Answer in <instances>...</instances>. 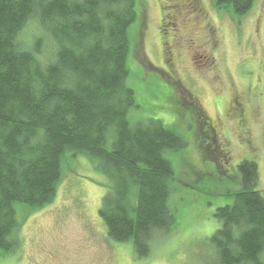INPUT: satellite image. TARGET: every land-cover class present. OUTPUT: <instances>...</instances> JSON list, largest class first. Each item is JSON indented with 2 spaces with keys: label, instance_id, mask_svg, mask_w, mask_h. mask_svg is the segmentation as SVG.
I'll return each instance as SVG.
<instances>
[{
  "label": "trees",
  "instance_id": "trees-1",
  "mask_svg": "<svg viewBox=\"0 0 264 264\" xmlns=\"http://www.w3.org/2000/svg\"><path fill=\"white\" fill-rule=\"evenodd\" d=\"M212 1L241 19L257 0ZM146 15L144 0H0V258L17 253L25 220L53 203L65 167L80 157L108 181L99 213L114 243H131L145 259L174 233L171 199L185 159L173 156L190 142L148 116L159 99L177 102L169 87L182 85L145 62ZM149 71L159 77L146 78ZM136 78L151 87L148 102L139 100ZM134 109L145 116H132ZM175 111L202 160L223 167L198 100ZM236 173L205 172L200 180L239 186L221 195L233 201L216 210L221 226L211 242L218 264H264L258 165L245 159Z\"/></svg>",
  "mask_w": 264,
  "mask_h": 264
},
{
  "label": "rangeland",
  "instance_id": "rangeland-1",
  "mask_svg": "<svg viewBox=\"0 0 264 264\" xmlns=\"http://www.w3.org/2000/svg\"><path fill=\"white\" fill-rule=\"evenodd\" d=\"M144 2L145 62L159 68L165 79L182 85L181 90L175 91L169 87L172 93L176 92L177 102L168 104L159 99L155 102L157 110L148 116L166 126H175L174 131L190 142L184 152L173 156L174 162L185 159L181 172H176L177 191L171 199L176 218L174 233L158 240L145 259L136 257L131 243H114L99 213L108 181L86 158L80 157L65 167L53 203L25 220L17 253L3 256L0 264H218L211 238L221 224L214 215L218 208L233 201L221 195L237 191L239 186L225 177L221 181H200L205 172L236 175L243 160H253L258 165V188L264 196V0H257L251 12L241 19L232 12L217 10L212 0H189L190 4L186 3L177 16V25L166 30L170 38L179 40L175 68L170 75L162 72L160 32L163 15L165 23L173 22L171 5L163 0ZM162 8L167 9L162 12ZM152 76L159 77L149 71L146 78L153 79ZM135 81L141 91L139 100H151L145 92L151 88L147 82L138 78ZM234 94L241 98L244 126L231 111ZM193 97L214 123L217 141L210 142L215 143L213 154L222 158L219 160L223 167L202 160L193 131L175 114V109H182L183 103ZM132 113L134 117L145 116L142 110L134 109ZM184 114L187 120L191 118L190 113Z\"/></svg>",
  "mask_w": 264,
  "mask_h": 264
},
{
  "label": "flooded vegetation",
  "instance_id": "flooded-vegetation-1",
  "mask_svg": "<svg viewBox=\"0 0 264 264\" xmlns=\"http://www.w3.org/2000/svg\"><path fill=\"white\" fill-rule=\"evenodd\" d=\"M165 3H169L170 8L173 11L174 14V18H173V22L169 21L168 23H165V16H162L161 19V23L162 24V31L160 32L161 36V43H162V53H163V64H164V68H162V72L163 74L166 73L168 75H170L171 73L173 74V70L175 68V60L177 57V53L179 52L178 49V38L176 40L175 37H169V35H167V28L168 27H173L175 25H177V16L179 17L182 14L183 9H185V7L187 5H189L190 3L188 2L189 0H163ZM187 3V5H186ZM167 9V8H166ZM165 8H162V12L164 10H166ZM179 21V20H178ZM180 23V22H179ZM241 98L238 97L237 95H233V97L231 98V111L233 112V117L237 120H239V123L241 126H244L246 123L245 120V111L243 109L242 104L240 103ZM199 102V101H198ZM200 103V102H199ZM214 124V123H212ZM213 128V133L216 137V131Z\"/></svg>",
  "mask_w": 264,
  "mask_h": 264
}]
</instances>
